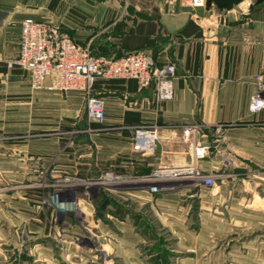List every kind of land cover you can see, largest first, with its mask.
Listing matches in <instances>:
<instances>
[{"label":"rangeland","instance_id":"rangeland-1","mask_svg":"<svg viewBox=\"0 0 264 264\" xmlns=\"http://www.w3.org/2000/svg\"><path fill=\"white\" fill-rule=\"evenodd\" d=\"M95 1L106 11L117 2L119 14L128 2ZM87 102L71 103L64 128L28 109L22 125L0 136V264H264V140L253 153L231 141L242 123L216 125L208 141L215 184L167 203L150 190L161 166L134 157L121 174L98 154ZM22 104L30 108L31 99ZM19 150L22 163L12 160Z\"/></svg>","mask_w":264,"mask_h":264},{"label":"crops","instance_id":"crops-1","mask_svg":"<svg viewBox=\"0 0 264 264\" xmlns=\"http://www.w3.org/2000/svg\"><path fill=\"white\" fill-rule=\"evenodd\" d=\"M95 2L0 0V136L8 124L22 125L28 109L36 116L46 111L45 115L57 119L44 122H63L64 128L72 117L71 103H81L85 96L82 92L35 90L29 72L13 64L20 50L22 21L30 16L59 24L72 38L90 44L102 55L142 50L160 65L176 66L173 96L161 102L156 100L154 83L141 86L135 79L96 80L94 94L104 98L107 113L105 124L93 122V141L98 154L115 163L119 173L134 157L154 167L193 164L195 145L212 141L211 130L220 123H242L230 129L231 141L260 152L257 144L264 140V111L250 113L248 104L256 91L255 76L264 75V1L245 0L227 11L216 6L208 10L206 5L194 8L182 0H128L120 14L117 2L107 11L99 10ZM23 98L31 99L30 108L23 107ZM152 123L159 125L156 148L138 154L133 149L134 127ZM190 124H203L205 130L186 138L184 129ZM1 146L7 144L0 138ZM19 151L12 159L16 163L24 160ZM213 151L197 162L204 172L216 170ZM197 190L185 186L150 193L173 203L177 196Z\"/></svg>","mask_w":264,"mask_h":264},{"label":"built area","instance_id":"built-area-1","mask_svg":"<svg viewBox=\"0 0 264 264\" xmlns=\"http://www.w3.org/2000/svg\"><path fill=\"white\" fill-rule=\"evenodd\" d=\"M186 1L196 8L204 7L207 0ZM13 64L29 72L35 88L84 93L88 97L87 116L101 125L106 122L107 112L104 98L93 95L97 79H135L141 86L154 83L156 100L161 102L172 98V79L176 74L174 64L160 65L152 54L142 50L117 56L98 55L90 44H81L59 24L30 16L22 21L20 50ZM254 81L256 91L248 104L250 113L264 111V75L255 76ZM204 129L203 124H190L185 127L184 135L196 137ZM158 138L157 123L135 126L133 149L138 154L153 152ZM212 151L211 143H197L193 149V164L157 169L150 178L154 182L151 192H160L165 188L162 183L167 181H188L194 188L214 185L215 176L204 172L197 164Z\"/></svg>","mask_w":264,"mask_h":264},{"label":"water","instance_id":"water-1","mask_svg":"<svg viewBox=\"0 0 264 264\" xmlns=\"http://www.w3.org/2000/svg\"><path fill=\"white\" fill-rule=\"evenodd\" d=\"M245 0H207L206 8L209 10L211 7L216 6L219 10H232ZM264 0H257V3Z\"/></svg>","mask_w":264,"mask_h":264},{"label":"bare ground","instance_id":"bare-ground-1","mask_svg":"<svg viewBox=\"0 0 264 264\" xmlns=\"http://www.w3.org/2000/svg\"><path fill=\"white\" fill-rule=\"evenodd\" d=\"M108 180H109V182H110L111 179L109 178ZM107 182H108V181H107Z\"/></svg>","mask_w":264,"mask_h":264}]
</instances>
